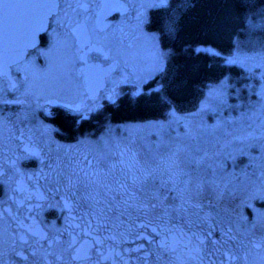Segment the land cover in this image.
I'll list each match as a JSON object with an SVG mask.
<instances>
[{
	"label": "snow or ice",
	"instance_id": "obj_1",
	"mask_svg": "<svg viewBox=\"0 0 264 264\" xmlns=\"http://www.w3.org/2000/svg\"><path fill=\"white\" fill-rule=\"evenodd\" d=\"M94 7L98 5L80 0L74 5L65 0H0V105L25 103L4 97L33 96L34 78L40 75L41 91L49 97L44 103L66 110V140L75 142H57L52 137L56 129L36 121L34 126L15 127L7 144H0V190L5 196L0 200V264H148L153 256L154 264H191L208 253L221 257V264H247L250 255L264 257V213L253 209L251 220L237 215L219 229V239L208 223L227 190L217 179L223 168L220 152L180 143L179 134L155 143L156 149L167 150L163 154L122 147L107 130L95 139L73 135L79 123L75 114L96 100L98 85L122 65L128 67L120 48L102 51L92 44L99 39L89 13ZM40 33L49 36L43 48ZM30 50L38 51L42 66L28 55ZM69 50L77 62L99 61L92 64L97 73L94 85L81 89L56 73L59 55ZM258 95L264 97V91ZM40 98L36 96L37 108ZM206 106L202 102L201 109ZM258 107L264 110V103ZM201 109L187 116L195 117ZM253 109L228 120H243ZM168 112L177 115L175 106ZM31 120L32 112H0V125L10 128ZM157 123L162 127L164 122ZM257 127L264 138V123ZM255 134L253 129L242 138ZM83 145H94L95 150L80 151ZM30 158L38 168L20 167ZM250 183L251 194L262 193L264 199V176ZM45 206L59 207L64 224L42 223ZM174 219L181 223H172ZM128 243L135 247H124Z\"/></svg>",
	"mask_w": 264,
	"mask_h": 264
},
{
	"label": "rangeland",
	"instance_id": "obj_2",
	"mask_svg": "<svg viewBox=\"0 0 264 264\" xmlns=\"http://www.w3.org/2000/svg\"><path fill=\"white\" fill-rule=\"evenodd\" d=\"M165 2L166 0L133 1L135 6L133 17L127 15L117 20H122L132 35L129 37V43L121 38L118 42L117 37H109L106 40L109 49L122 50L121 59L128 63V67L123 69L122 65L118 77L131 83L129 89L133 93L143 90L150 78L165 65L167 49L161 45L158 31L149 24L151 9ZM138 9L140 11H137ZM229 58L240 63L255 79L245 100L236 101L230 98L228 82L223 77L211 82L199 98L188 107L181 109L175 106L177 113L175 116L169 115L167 110L163 116L118 121L107 124L103 129V132L108 131L111 140L120 141L122 147L127 144L139 149L141 153L158 151L163 154L167 150L156 149L155 143L158 140L168 142L177 134L180 136V143L198 145L202 150L209 152H220L223 168L218 170L217 179L220 187L227 186V190L208 222L214 229V236L217 239L219 229L226 228L237 215L251 220L253 209L264 213V199L260 198L262 193L251 194L253 189L250 183L264 176V138L258 135L257 127L264 123V110L258 107L264 103V97L258 95L264 91V43L253 49L237 48ZM72 66L73 63L68 75L75 74ZM202 102L207 106L201 109ZM249 108L255 109L248 112L243 120L235 122L228 120V117H237ZM197 109L201 110L195 117L187 116L197 112ZM217 121L220 123L217 124ZM157 122H164L163 126H159ZM253 129H256L253 138H242ZM90 146L95 150L94 145H88ZM172 223L181 222L174 219ZM205 227L207 228L208 224ZM139 242L142 241H137ZM124 247H135V243L125 244ZM154 260V256L150 257L148 264H154ZM221 260V257L208 253L202 261H193L191 264H221ZM161 264L164 262L161 261ZM239 264H244V261H240ZM247 264H264V257L250 255Z\"/></svg>",
	"mask_w": 264,
	"mask_h": 264
},
{
	"label": "trees",
	"instance_id": "obj_3",
	"mask_svg": "<svg viewBox=\"0 0 264 264\" xmlns=\"http://www.w3.org/2000/svg\"><path fill=\"white\" fill-rule=\"evenodd\" d=\"M149 24L167 49L165 65L143 90L119 98L112 119L159 117L171 105L186 108L223 77L232 100L249 95L255 79L229 55L264 43V0H166L151 10Z\"/></svg>",
	"mask_w": 264,
	"mask_h": 264
},
{
	"label": "flooded vegetation",
	"instance_id": "obj_4",
	"mask_svg": "<svg viewBox=\"0 0 264 264\" xmlns=\"http://www.w3.org/2000/svg\"><path fill=\"white\" fill-rule=\"evenodd\" d=\"M118 4L125 6L126 10L122 12L120 7H115L113 4L110 7H104L103 0H80V2H87L90 4L98 5V7L90 8L89 13H91L95 18V35L99 39H94L92 44L96 47L101 48L102 51H108L109 47L107 44V39L109 37H117L118 42L121 39H126L125 42L129 43V37L132 35L129 33V30L126 27V24L119 20L123 16H131L134 14L135 6L133 1L135 0H114ZM67 3H75V0H65ZM162 5V4H160ZM159 5V6H160ZM158 7V6H157ZM152 10V9H151ZM64 12H67L69 16H72V10L69 8H64ZM137 11H140L138 9ZM77 12L82 13V10L77 9ZM83 14V13H82ZM55 25L53 26V28ZM53 28H49L48 32H52ZM122 34V36H121ZM49 41V36L47 33L39 34V46L46 47ZM28 55L30 57H36V62L43 65V59L39 56L37 50H30ZM90 55H100L99 53H91ZM71 63H73L72 68L75 71L74 75H68V71L71 68ZM93 63H99V61L89 60L87 64L77 62L71 52H62L57 60L56 64V73L62 74L65 79H71L73 83L78 85L81 89L88 87L87 82L84 77L83 71L89 69L91 71L90 76H97V73L93 72L94 68L92 67ZM111 63V61H109ZM107 67V65H103ZM119 70L112 73L109 78L102 81L99 85V91L96 94V100L88 105L86 108L82 109L80 112L75 114V119L79 121L76 125V130L73 135L80 136L81 134H87L92 139H95L102 132L104 127L107 124L118 123L119 120L112 119L111 111L115 109L119 102V98L122 97L126 92L130 91L129 86L130 82L120 79L118 77ZM12 75L15 77L18 74L15 71L12 72ZM44 78L40 75H37L34 78V88L32 89L34 95L31 97H24L21 95L14 96H5L6 99H20L25 101L21 105H13L9 107H4L0 105V112L8 113H24L32 112L34 113L35 120L24 121L23 124L14 125L10 128L6 125H0V144H7L10 137L13 135L15 127H24L25 125L34 126L36 121H43L44 123L51 124L56 131L52 132V137L54 140L61 144H74V141L66 140L68 138V133L66 131L68 125V117L65 115L66 110L60 107H57L54 104L44 103L45 99L49 97L44 96L41 91V85ZM36 96H40L39 103L40 107H36ZM18 135V132L16 133ZM35 134L40 135L38 128L35 129ZM53 148L52 155L55 156L56 145L51 146ZM80 151L88 152L94 151L93 147L88 145L80 146ZM20 167L25 169H36L39 167L38 162L34 159H27L20 162ZM43 183V181H41ZM4 190H0V200H3ZM50 204L55 203V200H50ZM66 214V213H65ZM40 219L42 223L48 224L52 221H56L57 226L64 224L62 214L59 207L52 209L48 206H45L43 212L40 214ZM79 223V221H77ZM10 258V257H9ZM95 259V258H93ZM106 264H111V262H106Z\"/></svg>",
	"mask_w": 264,
	"mask_h": 264
},
{
	"label": "water",
	"instance_id": "obj_5",
	"mask_svg": "<svg viewBox=\"0 0 264 264\" xmlns=\"http://www.w3.org/2000/svg\"><path fill=\"white\" fill-rule=\"evenodd\" d=\"M103 3H104L105 8L110 7L113 4V6H115V7H120V10L122 12H124L126 10L125 6L118 4V2H116L114 0H103ZM93 72L96 73V70L94 69ZM83 73H84L85 80L87 82V86L94 85V81L96 80L97 76H90L91 71L89 69L83 71Z\"/></svg>",
	"mask_w": 264,
	"mask_h": 264
}]
</instances>
